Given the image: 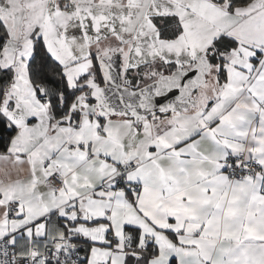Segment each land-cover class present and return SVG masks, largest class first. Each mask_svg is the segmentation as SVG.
I'll return each instance as SVG.
<instances>
[{
	"label": "snow or ice",
	"instance_id": "1",
	"mask_svg": "<svg viewBox=\"0 0 264 264\" xmlns=\"http://www.w3.org/2000/svg\"><path fill=\"white\" fill-rule=\"evenodd\" d=\"M0 264H264V0H0Z\"/></svg>",
	"mask_w": 264,
	"mask_h": 264
}]
</instances>
